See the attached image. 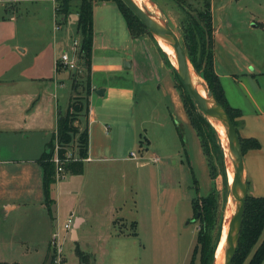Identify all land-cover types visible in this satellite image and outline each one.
<instances>
[{
    "label": "crops",
    "instance_id": "crops-1",
    "mask_svg": "<svg viewBox=\"0 0 264 264\" xmlns=\"http://www.w3.org/2000/svg\"><path fill=\"white\" fill-rule=\"evenodd\" d=\"M113 3L93 4L88 152L81 174L65 172L52 185V217L44 205L38 160L56 134L58 113L68 104V76L61 75L55 59L59 49L67 46L68 34L76 33L77 19L74 22L69 16L58 34L54 22L47 25L46 35L35 37L34 46L28 42L31 28L18 19L19 5H0V261L45 264L54 255L49 245L54 229L63 231L68 219L70 228L62 232V260L55 264H83L75 254L76 246L90 256L86 264H99L98 253L106 264H128L126 256L138 250L141 258L144 246L136 241L142 233L141 207L145 211L146 204L137 203L132 189L142 191L153 174L162 181L164 166L152 158L158 152L174 155L179 140L182 143L178 117L189 121L153 50L144 38L126 35ZM51 12L55 18L54 2ZM216 36L214 27V68L228 104L241 112L237 134L260 143L259 148L242 153L259 172L264 169V72L249 69L252 63L247 57L244 65L235 63L228 55L231 42L225 38L227 52L223 53ZM97 50L102 51L101 58ZM96 72L105 76L99 79ZM156 130L165 145L154 142ZM136 146L137 156L132 157L130 149ZM244 167L249 195L245 162ZM171 213L178 218V205ZM119 255L125 256L120 260Z\"/></svg>",
    "mask_w": 264,
    "mask_h": 264
},
{
    "label": "rangeland",
    "instance_id": "rangeland-1",
    "mask_svg": "<svg viewBox=\"0 0 264 264\" xmlns=\"http://www.w3.org/2000/svg\"><path fill=\"white\" fill-rule=\"evenodd\" d=\"M210 1L213 31L214 27L217 29V36L214 38V41L216 42L218 49L223 53L227 52V44H225L226 38L231 42V50L228 55L233 57L235 63L242 62L239 65H244V57H247L252 63L248 66L249 69L254 67L264 72V0ZM53 2L56 6L55 0H19L18 3L17 1L12 0H0V5H19V9H17L18 19L21 17V19L27 23V26L31 28L32 37L28 39V42L31 41L35 46V37L46 35L47 25L50 24V26H52L54 22L55 26L58 27L57 29H54L57 33L60 31V28L67 23L69 16L71 20L74 19V22L77 19L76 11L79 3L78 1L74 0L70 2L71 6L69 8V15L65 23H61L60 21L62 17L61 14L55 13V18H53L51 12ZM150 2H152L157 8L159 12L158 17L165 20L174 30L190 64L192 65L188 56V50L185 46V36L187 34L186 29L188 27V22L191 19H198L197 13L204 9V0H150ZM111 8H113V12L117 14V22H121L124 26L126 35H128L129 31L118 7L113 3ZM196 21L198 22V20ZM147 31L140 37L144 38L145 42L148 43L147 45L151 47L156 58L161 63V68L166 71L167 78L176 99L181 104L183 112L186 115L183 104V88L180 85L182 80L180 79L174 65L169 60L168 55L159 45L157 38ZM28 36L30 35L28 34ZM75 39L80 43L79 33H74L73 31L72 34H68L67 36V45H70ZM208 43L209 40L207 37V49ZM63 47L64 46L59 49L58 53L61 52ZM120 52L124 53L125 50H121ZM96 55L101 58V55H103L102 51L97 50ZM192 71L206 86H208L204 78L201 76L200 71L196 70L193 65ZM60 72L61 75L63 73L68 76L66 79V86L69 91L68 102L70 98L75 96L82 97L83 99L86 98V70L83 63L79 64V67L75 70L61 69ZM243 72H245V69H243ZM95 75L98 76L99 79H102V76H105L101 72H96ZM223 80L227 79L223 78ZM83 102L85 101L83 100ZM195 106L198 108V111L202 113L196 102ZM202 115L207 119L203 113ZM79 120V126L83 128L85 121L83 113L79 115ZM207 121L213 126L215 130V139L220 145L222 152H224L221 131L219 134L215 129L213 122H210L208 119ZM174 122L177 121L175 120ZM178 127L182 132L185 144L182 145L178 138L180 145L177 147L178 150H176L174 155L170 154L171 156L166 157L162 155L167 154L161 152H158L159 154L157 153L156 155H159L160 159L156 164L163 165L165 169L163 171L164 175H162V181L156 176V174H153L149 184L143 186L142 191L137 190L136 187H133L132 189L133 196H135V200H137L138 204L140 202L142 204V202L145 201L146 215L144 208L141 207L140 229L142 233H140L141 235L139 234L140 238L136 241L137 244L140 242V244H143L144 246V249L141 252V258L139 250L137 254L133 256L129 253L128 256H126L128 257V264H189L192 250L197 243V232L200 225L198 219L193 218L191 205L192 198L196 196V188L199 189L198 194L202 196H206L212 191L215 194L216 209L213 211L211 224L207 226V234L205 237L207 239V247L211 248L216 240L222 212L224 216V210L228 203L229 177L227 163L225 165L224 160V171L228 182V184L226 183L225 185L220 173L221 168L218 165L216 158L213 159L215 166L213 171L214 178L210 177L205 156L201 152L202 150L198 138L191 125L187 122H181L178 117ZM238 129L240 134L243 133L241 127ZM152 136L154 142H156L158 146L165 145L164 142L161 143L157 138V136H160L157 130L152 133ZM52 139L51 147L53 148L55 141L54 138ZM67 148L70 152H76L75 144ZM130 150L138 153L139 147L136 146ZM243 157L249 178L248 184L250 183L249 195L264 196V169L257 172L256 168H252L251 160L248 156L243 155ZM195 179L196 182H194ZM254 184L257 188L255 190L253 189ZM136 191H138L137 194ZM176 205H178V218H175L171 213ZM263 237L264 229L261 233L260 240ZM198 250L195 254V264H197ZM54 256L55 254L52 255L51 258L48 257L45 264H55ZM124 256L125 255H119L120 260H122ZM103 257L104 255L98 253L97 256H95V259H97L99 264H106V259ZM131 257L135 258L133 263H131ZM262 264H264V260Z\"/></svg>",
    "mask_w": 264,
    "mask_h": 264
},
{
    "label": "trees",
    "instance_id": "trees-1",
    "mask_svg": "<svg viewBox=\"0 0 264 264\" xmlns=\"http://www.w3.org/2000/svg\"><path fill=\"white\" fill-rule=\"evenodd\" d=\"M55 13L61 14V23L67 21L69 15L70 2L74 0H55ZM77 21L76 33L80 35L79 64L84 65L86 70V98L72 97L70 98L64 112H59L56 119V141L60 148L58 150L61 158L63 169L66 173L81 174L83 172V161L87 157L88 152V123L87 116L89 112V94L91 89L90 70H91V52L93 41V24H92V8L96 2L112 1L118 7L122 14L128 31L132 38L140 37L146 33V27L131 12V10L121 0H76ZM203 10L198 11L197 17L188 22L186 31V48L188 56L196 70L200 71L201 76L206 81L209 89L216 99L224 106L231 121L235 125L238 124L237 118L241 112L239 109L231 107L226 98L220 83L219 77L214 69L213 56V25L211 13V1L204 0ZM198 20V22L196 21ZM264 26V21H263ZM148 32V31H147ZM208 37V49L206 48V38ZM204 63V64H203ZM181 81V80H180ZM184 93V109L188 121L193 128L201 147L202 153L206 159V165L211 178H214V163L216 158L221 168L223 183L226 185L227 176L224 171V152L215 139V130L213 126L205 119L198 108L195 101L185 88L183 82H180ZM83 100L85 102H83ZM85 117L83 128L79 126V115ZM178 135L185 144L180 128L177 126ZM242 153L248 149H257L260 143L256 138H242L238 135ZM54 138V137H53ZM53 139L49 141L46 149L40 156L38 162L42 167V188L44 194V205L47 213L52 217V205L54 199L51 197V187L55 182V168L51 160L53 149L51 145ZM75 144L76 152H72L70 158L64 156L65 148ZM196 182V179L194 180ZM199 189L196 188V196L192 198L191 205L193 210V218L198 219L200 225L197 232V243L194 246L189 264H195L196 252L198 250L197 264H212L215 249L221 236V227L223 212L220 219L216 240L211 248L207 247V226L211 224L213 211L216 209L214 192L208 193L206 196L198 194ZM135 224L133 223V227ZM264 229V196H251L247 194L244 202L243 216L237 247L232 258L231 264H262L264 259V237L260 240L261 233ZM136 235V231H133ZM75 254L82 263H87L89 255L82 251L78 246L75 247ZM0 264H8L0 261Z\"/></svg>",
    "mask_w": 264,
    "mask_h": 264
},
{
    "label": "water",
    "instance_id": "water-1",
    "mask_svg": "<svg viewBox=\"0 0 264 264\" xmlns=\"http://www.w3.org/2000/svg\"><path fill=\"white\" fill-rule=\"evenodd\" d=\"M121 1L131 10V12L141 21V23L155 38H161L171 45L176 58V66L174 67L189 94L199 106L204 116L210 122L220 123L226 132L227 140L230 146L233 175L230 183L228 184L227 182L228 199L229 196L233 194H236V198L233 202V208L225 238L226 247L223 264H231L239 239L244 202L247 197V178L245 175L243 155L236 127L231 121L224 106L216 99L208 86L205 85L204 87L205 96H202L196 89L191 72L188 68L189 60L187 55L178 36L170 25L165 20L155 17L146 10L141 9L133 0ZM99 91L100 94L103 93L102 89ZM212 264H214V259Z\"/></svg>",
    "mask_w": 264,
    "mask_h": 264
},
{
    "label": "bare ground",
    "instance_id": "bare-ground-1",
    "mask_svg": "<svg viewBox=\"0 0 264 264\" xmlns=\"http://www.w3.org/2000/svg\"><path fill=\"white\" fill-rule=\"evenodd\" d=\"M141 9L146 10L150 14L154 15L155 17H158L159 12L157 8L153 5L150 0H133ZM157 41L159 45L161 46L162 50L168 55L169 60L171 63L176 66V58H175V53L173 48L171 47L170 44L162 40L161 38L157 37ZM188 68L191 72V76L193 79V83L198 90V92L202 95L205 96V84L197 77L193 71H192V65L188 61ZM217 132L222 135V147L224 150V160H225V165L227 163V172H228V177H229V183L232 180V166H231V154H230V146L227 140L226 132L224 131L222 125L218 122H213ZM236 198V194L230 195L228 199V203L225 207L224 210V216H223V221H222V227H221V236L220 240L218 242L217 248L215 249L214 253V264H223L224 262V257H225V238H226V233L230 221V216L233 208V202L234 199Z\"/></svg>",
    "mask_w": 264,
    "mask_h": 264
},
{
    "label": "built area",
    "instance_id": "built-area-1",
    "mask_svg": "<svg viewBox=\"0 0 264 264\" xmlns=\"http://www.w3.org/2000/svg\"><path fill=\"white\" fill-rule=\"evenodd\" d=\"M57 29L58 27L55 26ZM79 49H80V43L77 39L73 40L70 45L64 46L60 53L57 54V57L55 59L56 67L64 69V70H75L79 67ZM54 149H53V155L51 157V160L54 163L55 168V181L62 178L64 176V169L62 166V160L59 157L58 150L60 148L59 144L56 141V134L54 136ZM74 147V146H73ZM130 155L132 157H136L137 153L134 151L130 152ZM64 156L66 158H70L72 156V152L69 151L68 148H65ZM154 162L159 161L158 156H154L152 158ZM71 225V219H68L67 222L63 225V231H67L70 228ZM58 227L54 229L51 238L49 240V245L52 248L54 254H55V262L60 263L62 260L63 255V242H64V234L62 233Z\"/></svg>",
    "mask_w": 264,
    "mask_h": 264
}]
</instances>
